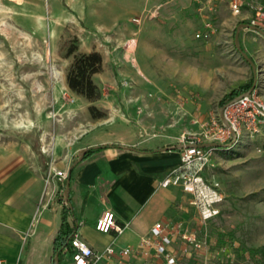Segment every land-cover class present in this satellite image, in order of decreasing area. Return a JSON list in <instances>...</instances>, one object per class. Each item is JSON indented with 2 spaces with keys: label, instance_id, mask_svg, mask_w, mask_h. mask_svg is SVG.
I'll return each mask as SVG.
<instances>
[{
  "label": "rangeland",
  "instance_id": "374dc122",
  "mask_svg": "<svg viewBox=\"0 0 264 264\" xmlns=\"http://www.w3.org/2000/svg\"><path fill=\"white\" fill-rule=\"evenodd\" d=\"M97 1L0 0V152L16 144L21 154L40 156L44 196L49 179L56 201L63 185L49 171H67L58 166L57 144H66L68 152V145L87 142L88 134L105 127L126 142L139 130L158 142L208 143L204 132L218 117L223 96L252 78L255 84L264 79V36L247 18L230 11L209 17L195 0H99L106 12L100 18ZM138 44L161 51L166 61L197 59L195 83L148 82L136 61ZM71 45L102 54V69L93 75L101 91L96 100L67 84ZM90 105L105 116L93 117ZM220 144L198 173L199 195L182 179L166 186L177 192V213L167 224L176 230L182 225L181 232H196L204 241L198 248L176 231L170 244L176 264H264V127ZM211 199L219 200L205 218L200 201ZM47 261L41 255L36 264ZM151 264L166 263L158 257Z\"/></svg>",
  "mask_w": 264,
  "mask_h": 264
},
{
  "label": "crops",
  "instance_id": "0c3cea01",
  "mask_svg": "<svg viewBox=\"0 0 264 264\" xmlns=\"http://www.w3.org/2000/svg\"><path fill=\"white\" fill-rule=\"evenodd\" d=\"M111 5L110 9L114 11L113 3ZM200 9L209 13V17L231 12L225 2L218 3L215 10L201 6ZM105 14L103 2L98 0L96 17L103 18ZM232 16L244 18L243 15ZM137 57L138 66L148 82L195 83L197 59L166 61L161 51L143 49L140 44ZM154 67H159L157 72ZM256 85L261 86L264 95V79ZM113 132V128H100L95 134L86 136L87 142L68 145V152L64 149L66 144H57L55 149L58 166L66 169L68 174L71 170V176L65 182L66 197L69 196L72 206V215H68L67 220L75 224L77 233L95 250H103L114 237L118 248L136 247L156 222H172L169 219L177 213L174 206L176 190L162 186L160 182L180 164L185 142L181 139L150 140L139 130L135 132V139L126 142ZM100 145L107 146L97 148ZM16 147L15 144L14 149L0 152V259L4 264H36L43 255L51 264L54 239L63 221V202L55 200V183L49 179V189L44 196L41 157L23 155ZM89 147L96 149L81 161L82 151ZM38 203H41L39 217L35 228L30 229ZM106 209L115 212L119 224L128 223L123 233H104L96 229V222ZM69 259L70 255L61 264H68ZM127 260L141 264L139 254H133ZM108 264H119L118 258L114 257Z\"/></svg>",
  "mask_w": 264,
  "mask_h": 264
},
{
  "label": "built area",
  "instance_id": "2783aa9c",
  "mask_svg": "<svg viewBox=\"0 0 264 264\" xmlns=\"http://www.w3.org/2000/svg\"><path fill=\"white\" fill-rule=\"evenodd\" d=\"M201 8L215 10L216 5L220 2L227 3L229 9L234 15H243L248 19V26L264 36V0H195ZM135 21H140L139 17ZM211 26L210 22L207 27ZM209 33L206 32L205 36ZM200 35V34H198ZM264 127V95L262 88L256 85L247 93L228 101L219 111L218 117L212 121V125L204 132V137L210 142L226 143L227 141H238L244 134L250 136L254 132ZM185 142V141H183ZM199 138H194L189 142H185L181 152V162L178 166L171 169L161 180L162 186H168L171 183H177L183 180L185 188L199 195L202 189V182L198 175L202 167L209 161L211 154L216 146H204ZM54 169V172H53ZM57 174V178L61 181L64 191L63 203H67L65 182L68 177V171L63 169L51 168L48 177ZM219 199L203 201V217H210L215 211L210 207L211 203ZM128 223L119 224L114 211L110 209L103 210L97 222L96 229L100 232L110 233L112 231L117 234L124 232ZM176 230L169 224L156 222L150 229L148 234L140 238L136 247L126 245L116 247L115 237L103 250H95L88 242L83 239L77 232L71 239L72 251L68 264H108L114 257L118 258L119 264H133L126 261L133 254H139L141 264H151L154 258L162 257L166 264H176V256L170 250ZM181 237L198 248L202 247V241L196 232H181ZM0 264H4V260L0 259Z\"/></svg>",
  "mask_w": 264,
  "mask_h": 264
},
{
  "label": "trees",
  "instance_id": "16d2710c",
  "mask_svg": "<svg viewBox=\"0 0 264 264\" xmlns=\"http://www.w3.org/2000/svg\"><path fill=\"white\" fill-rule=\"evenodd\" d=\"M67 53L73 54V59L66 72V81L69 88L78 95L85 97L88 100H96L100 97L101 91L98 84L95 82L93 75L102 69L103 57L97 50H91L89 52L77 51L75 45H71L68 48ZM254 83L252 78L250 81L233 88L230 92L226 93L222 98V106L228 101L242 95L249 91ZM229 99V100H228ZM228 100V101H227ZM89 110L92 116L100 118L105 116V112L99 110L95 105H90ZM107 145H100L97 148L106 147ZM94 147H89L83 154L81 161L87 158L93 151ZM71 176V170L68 177ZM60 202H63V198H59ZM68 202L62 205L63 221L54 239V255L51 259V264H61L64 258L70 255L72 251L71 239L77 232L75 224H71L67 220L68 215H72V206L69 196Z\"/></svg>",
  "mask_w": 264,
  "mask_h": 264
},
{
  "label": "water",
  "instance_id": "95a60500",
  "mask_svg": "<svg viewBox=\"0 0 264 264\" xmlns=\"http://www.w3.org/2000/svg\"><path fill=\"white\" fill-rule=\"evenodd\" d=\"M236 42H237V45H238V41L236 40ZM239 46V45H238ZM243 55L248 59L249 57H248V55L246 54V53H244L243 52ZM253 63V62H252ZM253 65H254V63H253ZM255 86V83L253 84V86H252V88ZM251 88V89H252ZM250 89V90H251ZM249 90V91H250ZM249 91H247V92H249ZM246 92V93H247ZM204 146H208V145H213V146H220L221 144L219 143V142H208V143H204L203 144ZM86 152V149H84L83 151H82V154H81V156H80V159L82 158V156H83V154ZM69 186V182H68V184H67V187Z\"/></svg>",
  "mask_w": 264,
  "mask_h": 264
}]
</instances>
